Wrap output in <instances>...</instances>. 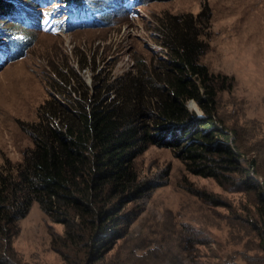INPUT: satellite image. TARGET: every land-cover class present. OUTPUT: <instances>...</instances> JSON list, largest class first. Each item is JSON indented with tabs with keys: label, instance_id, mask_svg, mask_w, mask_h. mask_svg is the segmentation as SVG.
Listing matches in <instances>:
<instances>
[{
	"label": "trees",
	"instance_id": "16d2710c",
	"mask_svg": "<svg viewBox=\"0 0 264 264\" xmlns=\"http://www.w3.org/2000/svg\"><path fill=\"white\" fill-rule=\"evenodd\" d=\"M148 1L0 0V19L12 23L0 30V36L16 40L18 33L41 29L43 22L52 30L65 27L66 31L81 25L108 26L114 15L124 9L130 15ZM50 5L54 8L48 12ZM167 22L160 27L167 51L163 71L128 72L104 88L94 84L95 91L87 97L81 89L74 90L81 93V101L54 100L40 109V120L29 129L33 147L21 163L0 169V264H20L14 240L19 221L35 203L52 222L64 227L50 240L63 264L156 260V255L148 256L147 248L123 255L153 190L139 175L135 161L153 144L173 152L194 175L222 183L245 175L248 187L257 185L259 198L264 199L255 163L246 159L235 131L218 116L217 86L223 78L201 61L207 47L204 23L190 15L169 17ZM71 81L68 85L74 88ZM58 93L64 95V91ZM189 101L198 105L200 114L188 109ZM259 230L244 233L248 240L243 247L254 256L237 253L229 258L234 262L227 264H239L240 259L264 264V224ZM191 250L188 247L182 264H203L192 257ZM165 264L176 263L165 258Z\"/></svg>",
	"mask_w": 264,
	"mask_h": 264
},
{
	"label": "rangeland",
	"instance_id": "374dc122",
	"mask_svg": "<svg viewBox=\"0 0 264 264\" xmlns=\"http://www.w3.org/2000/svg\"><path fill=\"white\" fill-rule=\"evenodd\" d=\"M132 11L114 15L108 26L69 31L42 26L18 33L16 40L0 36V169L21 163L33 147L29 129L44 106L54 100L81 101L74 90L86 96L95 91L94 84L104 88L128 72L163 71L167 51L160 27L169 17L190 15L204 23L207 47L201 61L223 78L217 86L218 116L235 131L240 151L255 163V177L264 185V0H149ZM11 26L0 19V30ZM22 47L25 53L17 58ZM187 107L200 114L194 101ZM135 166L153 190L123 255L145 248L148 256L156 255V260L135 264H165V258L182 264L188 247L203 264L234 262L229 258L237 253L254 256L243 247L244 233H260L264 199L257 185L248 187L245 175L223 183L194 175L173 152L154 144ZM18 225L14 250L20 264H63L50 245L53 233H63L62 224L52 222L35 203Z\"/></svg>",
	"mask_w": 264,
	"mask_h": 264
}]
</instances>
